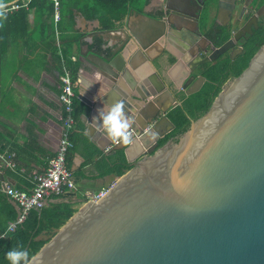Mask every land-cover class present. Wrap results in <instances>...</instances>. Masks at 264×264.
<instances>
[{
  "label": "water",
  "instance_id": "1",
  "mask_svg": "<svg viewBox=\"0 0 264 264\" xmlns=\"http://www.w3.org/2000/svg\"><path fill=\"white\" fill-rule=\"evenodd\" d=\"M98 47L80 52L83 63L111 82L126 76L122 46ZM138 47L150 61L148 46ZM195 71L186 68L182 80L172 79L178 92L188 96L201 88L205 79ZM161 84L172 103L154 115L140 112L131 142L121 148L131 168L100 200L83 202L30 264H264V43L204 115L157 148L174 129L168 111L180 104ZM92 97L82 99L90 109L100 100ZM161 120L168 130L157 129ZM89 124L104 131L99 122Z\"/></svg>",
  "mask_w": 264,
  "mask_h": 264
},
{
  "label": "crops",
  "instance_id": "2",
  "mask_svg": "<svg viewBox=\"0 0 264 264\" xmlns=\"http://www.w3.org/2000/svg\"><path fill=\"white\" fill-rule=\"evenodd\" d=\"M34 1L23 7L28 11L25 18L8 17L0 23V231L13 221L10 219L13 213H18L16 204L4 193V185L26 191L33 186L34 175L46 168L48 159L57 150L62 113L59 76L63 66L70 72L76 95L68 163L76 188L73 194L62 198L48 197L45 206L64 202L71 203L76 210L114 184L120 177L115 172L120 152L125 159L121 149L124 143L114 142L104 131L99 132L89 124V121L99 122L98 109L123 101L126 114L132 118L131 127L135 129L142 121L140 112L154 115L159 108L172 103L169 96H163L161 81L168 84L172 79L182 80L185 69L181 65L170 68L163 63L151 65L131 37L125 42L126 33L131 34L135 21L133 14L129 15L131 8L113 26L103 27L100 18L82 9L84 3L89 4L88 0H59L56 23L52 18L53 7L51 14L45 8L36 10L31 7ZM18 2L23 4L26 0H0V7ZM144 6L137 11L145 14ZM122 28L127 32L121 31ZM140 31L144 33L145 28ZM95 46L101 52L100 47L109 51L122 46L120 58L127 67L126 76L111 82L104 76L106 73L100 74L83 63L80 52L86 53ZM146 50L151 60L154 55L150 48ZM96 95L100 100L92 110L82 99ZM92 112L96 119L91 117ZM157 129L165 131L169 125L161 120ZM6 154L13 155L14 168L4 165L2 157ZM125 163L131 166L126 159ZM6 229L0 233V239Z\"/></svg>",
  "mask_w": 264,
  "mask_h": 264
},
{
  "label": "flooded vegetation",
  "instance_id": "3",
  "mask_svg": "<svg viewBox=\"0 0 264 264\" xmlns=\"http://www.w3.org/2000/svg\"><path fill=\"white\" fill-rule=\"evenodd\" d=\"M144 7L146 15L131 8L135 17L130 34L133 44L138 47L143 43L151 49L154 57L150 63L169 68L196 66L197 79L207 63L235 59L243 52L246 39L264 26V0H148ZM239 32L242 35L235 40ZM229 41L232 43L223 53L204 60ZM165 84L180 102L184 91L178 92L172 82Z\"/></svg>",
  "mask_w": 264,
  "mask_h": 264
},
{
  "label": "trees",
  "instance_id": "4",
  "mask_svg": "<svg viewBox=\"0 0 264 264\" xmlns=\"http://www.w3.org/2000/svg\"><path fill=\"white\" fill-rule=\"evenodd\" d=\"M88 3L82 5V9L91 12L92 16L100 18L103 27L113 26V22L122 19L130 8L141 10L148 0H88ZM19 3V2H18ZM32 3V2H31ZM31 7L36 10L44 8L52 13V3L50 0H35ZM28 11L20 8L15 12L0 15V23L10 17H26ZM264 43V26L256 31L252 36H249L243 44V52L235 59L231 60L228 57L217 61V63H207L200 71V75L205 81L201 88L191 95H181L180 104L170 109L167 113L168 119L174 125V129L161 138L158 142V147L164 145L168 140L177 139L182 133L186 132L191 121H195L204 115L210 108L213 100L221 91L224 83L234 77H237L248 66L249 61ZM64 54V55H63ZM64 59L67 55L63 51ZM60 58L58 57V62ZM75 110V102L73 104ZM68 151L66 166L69 163ZM117 158L118 170L116 175L121 176L131 166L125 163L122 156ZM109 172V171H108ZM33 186L27 189V192L32 190ZM74 191L63 192L58 195L59 198L65 197ZM73 194V193H72ZM76 209L71 203H48L41 210H30L25 220L16 226L14 231L7 232L0 239V264H8L5 258V253L21 245L29 252V259L56 233V231L73 215ZM18 213H13L11 220L16 219ZM7 225L3 226L0 233H3Z\"/></svg>",
  "mask_w": 264,
  "mask_h": 264
},
{
  "label": "built area",
  "instance_id": "5",
  "mask_svg": "<svg viewBox=\"0 0 264 264\" xmlns=\"http://www.w3.org/2000/svg\"><path fill=\"white\" fill-rule=\"evenodd\" d=\"M31 0L25 3H12L0 7V15L9 14L20 8L26 7ZM53 7V21L59 20V0H50ZM63 63V60L61 59ZM60 94L59 101L62 108L61 113V130L58 146L55 154L48 159L46 168L34 175L33 188L30 192L16 189L7 184L4 185V193L17 206L18 215L15 220L7 225L6 233L12 232L17 225L22 223L30 210H41L46 199L50 196L61 195L65 191H74L76 185L74 183L72 173L66 166L67 154L70 146V135L74 130L75 119L73 115V104L76 95L73 91L72 80L69 70L63 66L62 73L59 76ZM6 167L14 168L15 162L12 154H6L2 157ZM107 190L100 191L92 197V201L100 200Z\"/></svg>",
  "mask_w": 264,
  "mask_h": 264
},
{
  "label": "clouds",
  "instance_id": "6",
  "mask_svg": "<svg viewBox=\"0 0 264 264\" xmlns=\"http://www.w3.org/2000/svg\"><path fill=\"white\" fill-rule=\"evenodd\" d=\"M98 127L104 130L107 137L114 142L128 144L131 142V120L126 114L123 101L117 100L112 104L98 109ZM96 119V116L93 117ZM8 264H30L29 252L21 245L9 249L5 253Z\"/></svg>",
  "mask_w": 264,
  "mask_h": 264
}]
</instances>
